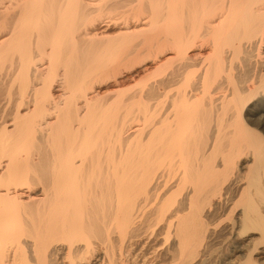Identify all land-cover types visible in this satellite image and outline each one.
<instances>
[{
  "label": "bare ground",
  "instance_id": "obj_1",
  "mask_svg": "<svg viewBox=\"0 0 264 264\" xmlns=\"http://www.w3.org/2000/svg\"><path fill=\"white\" fill-rule=\"evenodd\" d=\"M263 245L264 0H0V264Z\"/></svg>",
  "mask_w": 264,
  "mask_h": 264
},
{
  "label": "rangeland",
  "instance_id": "obj_2",
  "mask_svg": "<svg viewBox=\"0 0 264 264\" xmlns=\"http://www.w3.org/2000/svg\"><path fill=\"white\" fill-rule=\"evenodd\" d=\"M133 86V88L132 87H127L128 89H132V90H135L136 88H138V86H136V87H134V84L132 85ZM108 87V86H107ZM106 86H104V87H102L101 89H102V91H105V89H108ZM227 245H224V249H223V251H225L227 248ZM226 248V249H225ZM262 248H264V245L263 246H261V251H262Z\"/></svg>",
  "mask_w": 264,
  "mask_h": 264
}]
</instances>
